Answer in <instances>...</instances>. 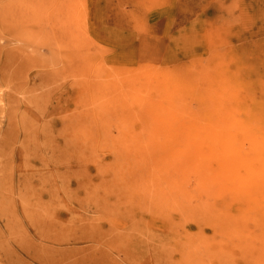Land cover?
<instances>
[{"label": "rangeland", "instance_id": "rangeland-1", "mask_svg": "<svg viewBox=\"0 0 264 264\" xmlns=\"http://www.w3.org/2000/svg\"><path fill=\"white\" fill-rule=\"evenodd\" d=\"M229 59L234 93L262 91L264 0H0V264H264V239L228 240L191 217L209 199L197 176L169 168L162 178L184 179L167 196L193 197L162 209L156 189H139L144 151L115 179L116 147L99 142L151 103L123 106L117 91L165 95L156 74L170 68L198 73L206 94Z\"/></svg>", "mask_w": 264, "mask_h": 264}, {"label": "bare ground", "instance_id": "bare-ground-1", "mask_svg": "<svg viewBox=\"0 0 264 264\" xmlns=\"http://www.w3.org/2000/svg\"><path fill=\"white\" fill-rule=\"evenodd\" d=\"M232 59L225 61L226 68L215 75L206 94L197 86L198 73L179 74L170 68L156 74L169 88L165 95L140 89L124 93L116 90L123 106L151 103L144 117L122 118L118 136L105 135L99 142L116 147L113 149L115 179L127 171L125 154L138 156L144 151V158L152 163L139 189H156L161 196L157 201L160 208L189 204L193 197L188 190L179 191L178 201L167 196L181 189L184 175L162 176L169 168L178 167L184 174L197 176L196 188L209 193V199L192 207L191 214L195 219L204 215L205 231L228 240L264 239V88L257 93L246 90L244 97L234 93L240 88V80L226 64ZM146 65L160 67L158 62ZM154 98L162 102H155ZM147 116L151 134L143 133L141 122ZM184 155L189 156L188 164L180 160ZM247 222L259 227L240 228ZM95 243L98 254L103 253L100 246L108 245L101 240ZM16 244L21 258L42 261L34 245ZM259 253L264 261V243Z\"/></svg>", "mask_w": 264, "mask_h": 264}]
</instances>
